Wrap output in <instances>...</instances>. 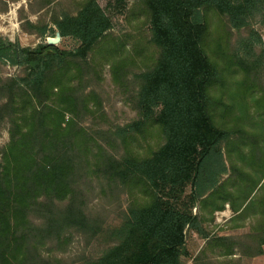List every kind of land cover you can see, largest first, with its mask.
Wrapping results in <instances>:
<instances>
[{
    "label": "trees",
    "instance_id": "obj_1",
    "mask_svg": "<svg viewBox=\"0 0 264 264\" xmlns=\"http://www.w3.org/2000/svg\"><path fill=\"white\" fill-rule=\"evenodd\" d=\"M76 8L53 16L54 29L28 20L23 28L40 38L56 30L77 42L72 50L0 36V63L19 69L0 76V129L8 124L0 264H55L50 253L72 233L98 234L102 222L86 207L93 183L129 200L111 245L83 264H240L261 255L264 191L252 195V177L264 170L254 160L264 153V47L251 20L264 25V0H134L128 13L145 16L155 54L136 74V118L105 130L83 124L104 115L90 82L109 60L115 82L125 81L130 56L118 53L124 42L107 40L112 20L97 0ZM226 205L235 224L256 218L248 233L210 234L207 223ZM188 232L204 240L194 256Z\"/></svg>",
    "mask_w": 264,
    "mask_h": 264
},
{
    "label": "rangeland",
    "instance_id": "obj_2",
    "mask_svg": "<svg viewBox=\"0 0 264 264\" xmlns=\"http://www.w3.org/2000/svg\"><path fill=\"white\" fill-rule=\"evenodd\" d=\"M78 0H0V36L12 42H17L20 46L34 47L40 42L47 43L48 38H55L53 35L38 37L34 33L24 31L25 22L28 20L39 25L45 24L48 28H53V16L62 13H75ZM104 8L107 15L112 20V28L108 31L107 40L109 42H124V47L118 51L119 55L127 60V79L115 82L112 74L110 60L103 62L97 82H90V89H94L101 97L103 113L101 117L93 121L87 118L84 125L90 129L105 130L114 126H123L136 118V109L132 103V94L136 88V74L145 70L152 62L155 54L154 47L148 42L149 31L144 15L132 18L128 13L129 8L134 4V0H125V8L116 5L115 0H97ZM137 9V7H136ZM139 12V10H135ZM138 18V19H137ZM253 29L261 39V46L264 47V25L260 24L258 17L251 20ZM24 25V26H23ZM235 36L233 37V39ZM235 41V39H234ZM234 42H232L233 44ZM61 49L72 50L77 46V42L70 37L61 38L53 43ZM136 51H138L136 53ZM136 53V54H135ZM19 72L16 66L0 63V76H15ZM264 73V72H263ZM264 75V74H263ZM264 78V77H263ZM91 126V127H90ZM8 141V124L3 123L0 129V147ZM140 148H144L147 143L153 142L151 139L138 141ZM140 149V150H142ZM120 150L121 149H117ZM117 154V153H115ZM256 151L254 160L263 161L264 153ZM257 160V161H258ZM259 164V162H258ZM256 169L253 172V180L259 182L252 195H258L264 191V170ZM96 191L88 198L86 207L91 216L102 222V227L98 234L92 235L85 232H74L70 236L68 243L60 249H55L50 253L55 256V264H83L84 262L98 257L112 240L109 238L110 229L116 227L122 220L128 205V196L125 192L115 195V197L104 196L98 192V186L92 184ZM188 192V188L185 190ZM196 211V208L193 209ZM233 216L228 205L223 211L214 213L212 222L207 223L210 234L230 235L240 237L250 231L251 225L256 218L251 215L243 221H230ZM204 240L195 232H188L186 246L189 253L194 256L202 246ZM263 253L254 257L243 256L240 264H264ZM49 255V256H50ZM185 264H191V260L185 258Z\"/></svg>",
    "mask_w": 264,
    "mask_h": 264
},
{
    "label": "water",
    "instance_id": "obj_3",
    "mask_svg": "<svg viewBox=\"0 0 264 264\" xmlns=\"http://www.w3.org/2000/svg\"><path fill=\"white\" fill-rule=\"evenodd\" d=\"M58 39H59V33L56 34L55 38H48L47 39V44H53Z\"/></svg>",
    "mask_w": 264,
    "mask_h": 264
}]
</instances>
